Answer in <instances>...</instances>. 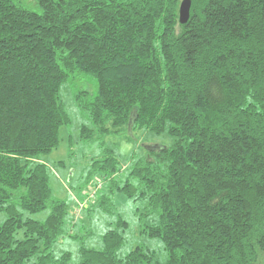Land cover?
Masks as SVG:
<instances>
[{
	"label": "trees",
	"instance_id": "16d2710c",
	"mask_svg": "<svg viewBox=\"0 0 264 264\" xmlns=\"http://www.w3.org/2000/svg\"><path fill=\"white\" fill-rule=\"evenodd\" d=\"M35 1L0 0V264H69L57 244L79 238L84 213L113 211L115 191L142 204L139 231L167 259L141 245L121 256L118 214L79 264H261L264 0H191L185 24L183 0ZM81 74L97 85L76 95L82 139L142 131L172 143H144L126 167L104 147L78 192L101 189L69 216L43 158L71 122L61 88Z\"/></svg>",
	"mask_w": 264,
	"mask_h": 264
},
{
	"label": "rangeland",
	"instance_id": "374dc122",
	"mask_svg": "<svg viewBox=\"0 0 264 264\" xmlns=\"http://www.w3.org/2000/svg\"><path fill=\"white\" fill-rule=\"evenodd\" d=\"M20 2L30 9L38 10L34 0H20ZM96 88L95 80L82 74L71 75L69 80L63 84L60 96L71 122L61 129L59 148L43 158L54 169L51 178L53 193L56 198L67 201L70 206L69 216L76 212L77 200L83 201L78 190L88 177L92 158L104 147L114 150L118 159L126 167L132 155L142 153L144 143L147 142L145 146L149 143L169 146L172 143L170 137L147 135L142 131H137L134 136L130 137L126 133H121L108 136L104 140L99 137L91 140L82 139L81 129L84 124H88V120L77 105L76 95L81 90L95 92ZM111 198L115 209L111 212L96 210L91 214L83 212V221H79L73 228V231L80 235L79 238L75 240L68 237L62 238L55 248V254L60 256L64 252H71L72 259L69 264H79L80 247L84 245L96 250L102 249L103 235L113 226L112 224L120 214L129 222V228L125 233L126 242L119 251L120 255L124 256L136 246L141 245L153 250L157 260L165 262L167 253L162 242L158 239H151L139 231V218L142 211L137 208L142 207V204L125 197L118 191H115ZM47 215L48 211L28 216L43 221ZM5 219V214H1L0 224ZM261 264H264V257Z\"/></svg>",
	"mask_w": 264,
	"mask_h": 264
},
{
	"label": "built area",
	"instance_id": "2783aa9c",
	"mask_svg": "<svg viewBox=\"0 0 264 264\" xmlns=\"http://www.w3.org/2000/svg\"><path fill=\"white\" fill-rule=\"evenodd\" d=\"M94 185H95V183H94ZM94 185L89 186L88 189H87V191H84V195L87 194L88 197L85 198L83 201H81L79 203V207L76 210L75 215H78L79 216L80 211L85 206H87L91 202V200H93L95 198L96 193L99 191V189H101V186H102L101 180H97L96 185L95 186Z\"/></svg>",
	"mask_w": 264,
	"mask_h": 264
},
{
	"label": "water",
	"instance_id": "95a60500",
	"mask_svg": "<svg viewBox=\"0 0 264 264\" xmlns=\"http://www.w3.org/2000/svg\"><path fill=\"white\" fill-rule=\"evenodd\" d=\"M191 0H183L180 6V23L185 24L190 18Z\"/></svg>",
	"mask_w": 264,
	"mask_h": 264
}]
</instances>
